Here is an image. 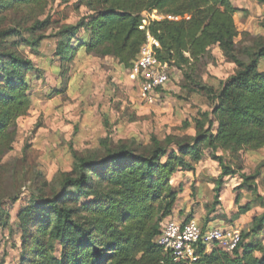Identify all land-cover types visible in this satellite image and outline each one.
<instances>
[{"label":"trees","instance_id":"16d2710c","mask_svg":"<svg viewBox=\"0 0 264 264\" xmlns=\"http://www.w3.org/2000/svg\"><path fill=\"white\" fill-rule=\"evenodd\" d=\"M253 1L264 6V0ZM47 5L48 0H0V226L19 237V264H264V212L241 231L233 254L217 247L209 253L200 249L197 260L182 263L155 243L177 202L175 175L194 172L205 158L221 169L208 215L220 204L225 179L237 174L239 190L247 191L249 202L237 198L238 212L231 222L264 209V164L253 174H241L240 159L245 150L264 149V38L239 32V9L232 0H78L88 15L76 25L60 26L54 36L65 83L80 52L88 58H112L131 70L151 35L159 44L157 62L178 70L181 90L205 98L207 110L183 122L182 130L193 128V136L153 135L147 142L107 137L97 149L74 152L70 171L47 179L31 173L26 161L6 160L14 151L19 120L35 105L34 82L43 74L6 43L22 34L21 26L3 27L10 14L24 17L30 24L26 32L31 40L26 42L38 48L52 25L48 17L40 20ZM240 36L255 43L241 47ZM215 48L236 67L218 88L204 79L207 68L217 63ZM137 120L131 115L127 122ZM19 202L23 206L12 223Z\"/></svg>","mask_w":264,"mask_h":264},{"label":"rangeland","instance_id":"374dc122","mask_svg":"<svg viewBox=\"0 0 264 264\" xmlns=\"http://www.w3.org/2000/svg\"><path fill=\"white\" fill-rule=\"evenodd\" d=\"M232 3L239 9L238 16L235 17L239 32L264 38V8L258 7L252 0H232ZM86 15L88 10L78 7V0H48L40 20L48 17L52 25L44 32L46 40L35 49L27 44L31 37L26 32V27L30 24L24 17L10 14L3 25L21 26L22 34L10 37L6 43L13 46L23 58L31 60L43 74L40 81L34 82V109L28 117L19 120L14 151L6 160L26 161L31 173L39 172L47 179H51L59 171H70L74 152L97 149L100 141L107 137L114 141L135 139L147 142L153 135L163 139L169 134H194L193 130H182L183 122L191 121L198 110H207L205 98L190 96L181 90L183 76L175 68L170 72L173 90L168 88L165 91L167 97L163 99L158 95L155 102L150 104L140 99L139 78L129 70H124L117 61L109 59L91 63L79 56L68 74L72 81L68 93L51 101L43 100L48 91L59 86H56V81L60 75L57 70L60 64L55 58L57 39L54 36L60 26L76 25ZM237 43L241 47L243 44L251 46L255 39L240 36ZM214 55L217 63L207 68L204 79L218 88L221 82L234 75L236 67L225 61L216 48ZM262 63L260 70L264 69V62ZM131 115H136L138 120L128 123ZM240 159L243 169L241 174H253L258 165L264 164V149L257 152L245 150L241 152ZM228 181L232 182L234 192H238L242 183L239 174L237 178H230ZM28 185L30 182L23 185V190ZM219 203L221 206L220 199ZM22 206L23 202L14 206L12 223ZM263 212L264 209L260 214ZM262 237L264 240V233ZM18 247L19 237L11 236L7 229L0 226V264H19Z\"/></svg>","mask_w":264,"mask_h":264},{"label":"crops","instance_id":"0c3cea01","mask_svg":"<svg viewBox=\"0 0 264 264\" xmlns=\"http://www.w3.org/2000/svg\"><path fill=\"white\" fill-rule=\"evenodd\" d=\"M259 6L260 5H258V7ZM261 7L264 8V6H261ZM236 16H238V13ZM216 49L220 52L218 48ZM78 56L81 57L82 59H85V61L91 62V63L95 62L96 60L108 61L109 59L110 60L112 59V58H106L104 60H100L96 58H88L85 52H80ZM59 79H60V83H59ZM59 79L58 81H56V86L59 85L61 86V88L58 86L53 90L65 89L64 92L62 94L53 95L52 97L51 96L49 97L48 95H50L51 92L53 91V90H50L46 93V96L43 97V100L51 101L52 99L54 100V98L57 96L62 97L63 95L68 93L69 87H70L69 84H71L72 82L70 79V76L66 83L65 81H63V79L60 78V76H59ZM207 82L211 84L210 81H207ZM168 88L173 90L172 83H169L168 86H166V88L161 89L158 92V95L160 96V98L164 99L165 97H167L168 94L165 93V91ZM193 96H196V95H193ZM204 102H206V99ZM33 109L34 107L32 108V110ZM196 116L197 114L195 115V117ZM185 121H189V120H185ZM189 130L194 131L193 128ZM185 134L193 136L195 135V131H194V134H189L188 132ZM220 175H221V169L219 167V164L209 158L208 159L205 158L201 162H199L196 165L194 172L179 171L175 175L173 182H172L173 188L179 191V194H178L177 202L175 203L173 207V213L171 214L169 218H172L175 221L180 222V223H188L190 221H195L200 226L202 227L204 226L206 229L218 227V228H235V229L242 231L245 228H247V226H249L252 223L253 219L259 216L262 209L255 208L247 215L242 216L239 220L231 222L232 215L238 212V206L236 205L237 198L239 196L243 197V200L241 201V203L246 204L249 202V196L246 190H238V192L237 191L234 192L235 189L232 186V182L228 181L230 178L225 179V183L221 188V193L219 196V199L221 200V206L220 205L219 207L217 206L216 211L214 213L210 215L207 214V206L209 205V207H211L214 201L215 181L219 178ZM237 175L234 178H237ZM262 177L264 178V172L262 174ZM262 191H263V188H260L261 193ZM223 217H227V219H224ZM207 218L209 219L208 222L206 223L202 222V220H206Z\"/></svg>","mask_w":264,"mask_h":264},{"label":"built area","instance_id":"2783aa9c","mask_svg":"<svg viewBox=\"0 0 264 264\" xmlns=\"http://www.w3.org/2000/svg\"><path fill=\"white\" fill-rule=\"evenodd\" d=\"M178 21V18L168 17ZM158 42L147 36V42L142 47L134 63L131 73L139 78L140 99L152 104L158 97V92L170 83L171 67L157 62L155 49ZM155 243L175 261L191 263L198 259V250L206 253L217 247L233 254L241 243V231L235 228L213 227L206 229L195 221L180 223L172 218L165 219L161 224L160 234Z\"/></svg>","mask_w":264,"mask_h":264}]
</instances>
